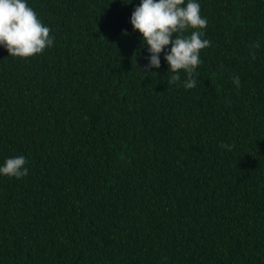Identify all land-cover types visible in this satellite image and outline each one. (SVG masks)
Listing matches in <instances>:
<instances>
[{"label":"trees","instance_id":"1","mask_svg":"<svg viewBox=\"0 0 264 264\" xmlns=\"http://www.w3.org/2000/svg\"><path fill=\"white\" fill-rule=\"evenodd\" d=\"M27 2L53 45L0 47V163L28 168L0 176V264H264V0H199L191 89L140 72L138 0Z\"/></svg>","mask_w":264,"mask_h":264},{"label":"clouds","instance_id":"2","mask_svg":"<svg viewBox=\"0 0 264 264\" xmlns=\"http://www.w3.org/2000/svg\"><path fill=\"white\" fill-rule=\"evenodd\" d=\"M132 0H126L125 4ZM139 34L143 56L141 73L159 69L161 58L167 64L168 84L180 81L185 89L196 86V68L201 63L200 50L210 41L203 38L207 20L200 13L199 0H138L128 20ZM50 28L43 24L27 0H0V47L8 55L27 58L53 45ZM126 35L127 30H122ZM137 55L140 53L137 52ZM234 80L239 83V74ZM26 158L17 155L0 163V176L20 179L27 175Z\"/></svg>","mask_w":264,"mask_h":264}]
</instances>
